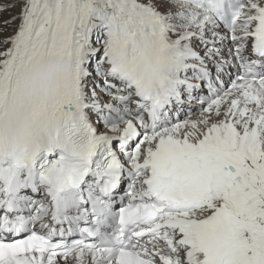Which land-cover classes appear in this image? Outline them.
Listing matches in <instances>:
<instances>
[{"label":"snow or ice","instance_id":"6c2138e0","mask_svg":"<svg viewBox=\"0 0 264 264\" xmlns=\"http://www.w3.org/2000/svg\"><path fill=\"white\" fill-rule=\"evenodd\" d=\"M15 8L0 264H264V0Z\"/></svg>","mask_w":264,"mask_h":264},{"label":"rangeland","instance_id":"374dc122","mask_svg":"<svg viewBox=\"0 0 264 264\" xmlns=\"http://www.w3.org/2000/svg\"><path fill=\"white\" fill-rule=\"evenodd\" d=\"M17 11H18V9L15 8V9H12L11 12L0 13V20L7 18L8 15L15 14ZM13 28H14V25H13ZM9 31H12V28H10ZM181 118H183V117H181Z\"/></svg>","mask_w":264,"mask_h":264},{"label":"bare ground","instance_id":"6f19581e","mask_svg":"<svg viewBox=\"0 0 264 264\" xmlns=\"http://www.w3.org/2000/svg\"><path fill=\"white\" fill-rule=\"evenodd\" d=\"M3 2H7V0H3ZM18 9V8H17Z\"/></svg>","mask_w":264,"mask_h":264}]
</instances>
